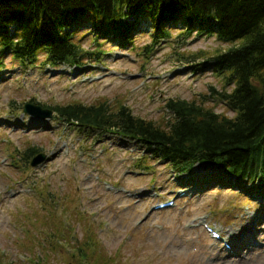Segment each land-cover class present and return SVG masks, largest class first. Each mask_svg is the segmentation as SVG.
Masks as SVG:
<instances>
[{
    "label": "rangeland",
    "instance_id": "obj_1",
    "mask_svg": "<svg viewBox=\"0 0 264 264\" xmlns=\"http://www.w3.org/2000/svg\"><path fill=\"white\" fill-rule=\"evenodd\" d=\"M90 23L79 24L84 30L78 36L84 37L85 49L99 46L108 52L101 62L78 71L54 70L42 59L39 67L7 60L0 70V264H80L88 258L99 264L102 257L107 264H264L261 183L201 164L177 174L168 164L144 157L141 147L103 141L115 135H96L102 139L93 141L55 116L23 112L27 102L46 107L107 102L112 110L123 105L164 126L165 102L185 99L232 115L208 94L209 85L222 90L221 76L206 63L198 68L207 71L191 73L192 64L203 58L185 59L199 52L205 58L229 45L213 36L184 39L173 30L171 38L145 51L152 42L149 23H135L124 45L94 34ZM75 28L66 27L62 35ZM32 147L45 156L35 167L25 158ZM169 200V208L154 209ZM204 223L230 250L210 238ZM245 228L251 231L235 244L231 236Z\"/></svg>",
    "mask_w": 264,
    "mask_h": 264
},
{
    "label": "trees",
    "instance_id": "obj_2",
    "mask_svg": "<svg viewBox=\"0 0 264 264\" xmlns=\"http://www.w3.org/2000/svg\"><path fill=\"white\" fill-rule=\"evenodd\" d=\"M125 17L135 20L126 22ZM85 21H91L95 34L121 43H130L133 23L147 22L154 34L145 51L171 38L173 30L184 39L213 36L229 45L209 57L199 52L185 59L203 58L209 71L221 76L222 90L209 85L208 94L232 115L217 113L202 100L168 99L164 126L135 116L123 105L112 110L107 102L51 107L59 116L89 134L123 136L180 172L205 163L220 173L264 180V0H0V67L7 60L38 66L42 59L56 68L66 64L83 70L86 63L101 61L99 46H81L84 37L78 35L84 29L79 24ZM74 24L75 30L63 36ZM90 37L99 41L97 35ZM199 64L193 69L207 71L195 68ZM37 151L32 147L25 158ZM103 258L99 264H107ZM88 261L80 264H95Z\"/></svg>",
    "mask_w": 264,
    "mask_h": 264
},
{
    "label": "bare ground",
    "instance_id": "obj_3",
    "mask_svg": "<svg viewBox=\"0 0 264 264\" xmlns=\"http://www.w3.org/2000/svg\"><path fill=\"white\" fill-rule=\"evenodd\" d=\"M250 228H245L243 229L242 231H240L238 234H235V235H232L231 236V239L232 241L235 243V244H239L241 242V238L242 237H247V234L250 232ZM251 240H248V243H245V244H249Z\"/></svg>",
    "mask_w": 264,
    "mask_h": 264
},
{
    "label": "water",
    "instance_id": "obj_4",
    "mask_svg": "<svg viewBox=\"0 0 264 264\" xmlns=\"http://www.w3.org/2000/svg\"><path fill=\"white\" fill-rule=\"evenodd\" d=\"M27 108H29V109H33L34 108L33 111H35V112L37 111V113L41 114L42 117H48L51 114L50 110L41 109L39 107H35V106H32V105H26L25 109H27ZM39 158H42V156H39Z\"/></svg>",
    "mask_w": 264,
    "mask_h": 264
}]
</instances>
